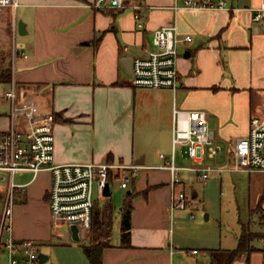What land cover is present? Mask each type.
I'll list each match as a JSON object with an SVG mask.
<instances>
[{
  "label": "crops",
  "instance_id": "1",
  "mask_svg": "<svg viewBox=\"0 0 264 264\" xmlns=\"http://www.w3.org/2000/svg\"><path fill=\"white\" fill-rule=\"evenodd\" d=\"M94 1L18 0L17 10L0 9V71L12 70L11 82L0 81V131L12 123L13 104L4 94L15 84L24 115L31 112L53 122L55 163L141 166L136 176L143 175L139 193L144 196L132 212L130 242L111 236L103 264L181 263L185 247L176 245L178 219L183 211L192 213L199 194L188 193L192 183L183 178L176 189L190 195L189 209H171L175 187L162 166L172 155L175 107L206 111L221 147L215 157L191 158L192 165L210 168L209 180L232 182L249 215L260 203L264 207V171L232 169L234 141L248 134L252 116L264 114V27L254 20L264 0H226L230 10L175 8L181 0H142L140 20L131 8H98ZM168 24L177 25L182 39L178 88L134 85L133 60L156 49L155 31ZM185 172L203 181L198 172ZM40 176L46 177L48 188L31 186ZM37 178L16 190L20 202L14 205L13 231L16 238L51 242L63 238L53 227L48 202L51 174L46 170ZM41 210L44 214L35 223L20 224V216L29 219ZM244 223L239 220L233 239L211 231L188 252H202L212 264L208 249H234ZM253 244L256 249L233 264H264V238Z\"/></svg>",
  "mask_w": 264,
  "mask_h": 264
},
{
  "label": "built area",
  "instance_id": "2",
  "mask_svg": "<svg viewBox=\"0 0 264 264\" xmlns=\"http://www.w3.org/2000/svg\"><path fill=\"white\" fill-rule=\"evenodd\" d=\"M18 0H0V9L10 7L17 10ZM98 8H114L117 10L133 9L135 17L140 20L142 0H95ZM209 8L230 10L226 0H181V5L174 7ZM254 20L264 27V6L257 9ZM142 25V23H139ZM178 36L176 24L164 25L156 29L154 44L156 49L146 57L133 60V84L154 89L171 88L179 85ZM191 40V36L184 38ZM17 50L15 51L16 54ZM25 54L24 51L19 50ZM4 96L12 101V123L9 129L0 131V183L6 184V201L0 217V264H47L40 258L41 244L30 238H16L13 231V210L16 190L22 187L15 181V176L23 172L33 174L32 181L43 171L51 174L48 189V202L53 222L58 226L79 228L81 239L88 235L93 220L95 200H105L106 186L113 180L120 182L123 188L136 176L139 165H124L115 162L88 163H55V133L53 122L36 119L37 115L26 116L18 103V89L14 84ZM181 149L184 154L200 161L205 157H215L221 147L217 143L214 131L208 124L204 110H184L174 108V128L172 136V155L166 159L162 168L171 173V182L175 187L172 195L171 209L188 210L191 197L183 189L176 186L183 183L182 173L195 171L206 183L209 180L208 167L179 165L176 152ZM233 170L264 171V114L254 115L250 120L249 132L237 138L233 143ZM193 218L194 214L190 213ZM57 226V227H58ZM190 253L196 254L198 250Z\"/></svg>",
  "mask_w": 264,
  "mask_h": 264
},
{
  "label": "rangeland",
  "instance_id": "3",
  "mask_svg": "<svg viewBox=\"0 0 264 264\" xmlns=\"http://www.w3.org/2000/svg\"><path fill=\"white\" fill-rule=\"evenodd\" d=\"M2 93V92H1ZM177 163L179 165H192L193 161L191 158L185 156L182 151L177 153ZM211 164V162L209 161ZM189 175V177H187ZM143 176V175H142ZM140 172L136 178H132L128 181V188H122L121 184L117 180H113L110 183L111 196L110 200L114 207V224L112 230V240L119 241L121 238V214L120 210L123 207L125 198L130 190L134 194L133 204L136 205V201L144 196V193L140 192V187L144 183ZM33 174L30 172L19 173L15 176V181L19 184H23L31 180ZM182 177L189 183H192L191 187H187L186 191L192 194L196 191L199 196L193 198V210L194 214L192 218L186 211L181 213V228H176V245L185 247V253L182 254L184 259L181 263L177 264H209L210 257L200 254H191L188 249L198 247L203 240L206 241V235L211 231H215L226 236V240H231L235 237V232L238 231V222L241 219L245 221V225L248 226L252 232L257 233L259 236L264 237V207H257L248 214L247 207L243 203V199L238 194V189L232 182H227L224 179V184L221 178H211L206 183L192 173L183 172ZM32 187L46 189L49 186L46 177H38ZM18 195V194H17ZM15 195V204L20 202V198ZM6 201V184L0 183V217L3 212V207ZM109 199H106L101 206L107 203ZM41 214V215H40ZM43 211L38 214L32 212L30 218H24L20 216V224H33V222L43 216ZM35 218V219H32ZM175 220V216H173ZM34 220V221H33ZM35 223V222H34ZM179 225V224H178ZM57 223L53 222V227L57 228L59 235L63 238H59L49 241H39L41 244V251L49 256L47 264H89V260L86 257L81 243H86L91 238V233L82 237L80 242H75L71 239L70 231L67 227L58 226ZM177 226V223H176ZM263 240H256L255 243H260ZM212 263V261H211Z\"/></svg>",
  "mask_w": 264,
  "mask_h": 264
},
{
  "label": "trees",
  "instance_id": "4",
  "mask_svg": "<svg viewBox=\"0 0 264 264\" xmlns=\"http://www.w3.org/2000/svg\"><path fill=\"white\" fill-rule=\"evenodd\" d=\"M11 80V67L4 68L0 71V81L11 82ZM133 198L134 194L132 192L128 193L123 207L120 210L121 235L124 244H129L130 242L132 227L131 218L134 210ZM102 202L103 200H95L92 226L89 231L91 233V238L88 242L81 243L82 249L89 260V264H103V251L106 247L111 245L110 239L114 224V207L110 199L103 206L100 205ZM258 207H262V204L260 203ZM247 227L248 226L245 224H242L238 245L234 249H208L211 254L212 264H233L238 258L243 255H249L256 249L253 244L254 240L264 237L252 232Z\"/></svg>",
  "mask_w": 264,
  "mask_h": 264
},
{
  "label": "water",
  "instance_id": "5",
  "mask_svg": "<svg viewBox=\"0 0 264 264\" xmlns=\"http://www.w3.org/2000/svg\"><path fill=\"white\" fill-rule=\"evenodd\" d=\"M105 195L108 196V197L111 195V191H110V186L109 185L106 186ZM71 229H72V232H73V240L76 241V242H79L81 240V236L79 234V228L76 225H73L71 227ZM40 258H41V261L44 262V261H47L49 259V256L42 252L40 254Z\"/></svg>",
  "mask_w": 264,
  "mask_h": 264
}]
</instances>
